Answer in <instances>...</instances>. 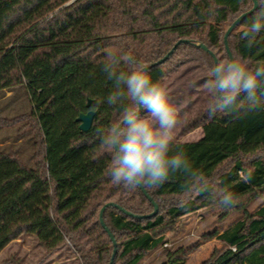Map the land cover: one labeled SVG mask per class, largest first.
<instances>
[{
    "label": "trees",
    "instance_id": "16d2710c",
    "mask_svg": "<svg viewBox=\"0 0 264 264\" xmlns=\"http://www.w3.org/2000/svg\"><path fill=\"white\" fill-rule=\"evenodd\" d=\"M257 2L228 37L233 58L252 68L264 65V29L251 42L241 37L264 10V0ZM251 7V0H0V104L17 89L23 93L0 110V253L27 236L48 254L67 247L80 264H108L113 246L99 223L101 207L115 203L142 216L153 206L139 188L114 184L108 174L111 157L98 130L116 121L121 108L106 103L113 91L102 70L106 54L133 56L162 83L185 66L200 63L209 71L208 53L186 43L157 63L182 39L205 45L218 61L228 59L223 35ZM88 99L97 107L91 128L81 132L76 118L89 111ZM26 100L28 113L9 116ZM195 127L202 130L199 140L173 142L172 149L184 152L209 191L188 194L177 172L159 188L144 187L158 206L155 216L138 220L107 207L103 220L117 244L112 264H140L166 243L164 232L176 219L217 203L209 194L216 188L235 197L232 206L219 205L224 215L245 213L216 235L225 248L202 264H264V205L246 212L264 194V110L241 120L211 112ZM25 144L32 151L28 164ZM241 172L251 180L244 182ZM174 256L167 251L161 264H180Z\"/></svg>",
    "mask_w": 264,
    "mask_h": 264
},
{
    "label": "clouds",
    "instance_id": "9594fccd",
    "mask_svg": "<svg viewBox=\"0 0 264 264\" xmlns=\"http://www.w3.org/2000/svg\"><path fill=\"white\" fill-rule=\"evenodd\" d=\"M262 29L264 10L256 14L241 38L251 42ZM122 63L129 66L127 70L120 67ZM102 70L113 83L106 103L121 108L116 121L98 130L101 146L111 157L108 174L112 182L128 189L159 188L170 175L180 172L186 178L184 188L188 194L209 191L208 181L192 167L184 152L172 149L177 108L166 86L153 80L146 65L131 55L107 53ZM204 88L210 96L212 113L245 119L264 110V65L252 68L243 59H221L210 66ZM125 99L130 103L123 104ZM141 109L147 114L141 116ZM240 175L244 182L251 180L250 172ZM209 194L223 208L236 202L227 189H212Z\"/></svg>",
    "mask_w": 264,
    "mask_h": 264
},
{
    "label": "rangeland",
    "instance_id": "374dc122",
    "mask_svg": "<svg viewBox=\"0 0 264 264\" xmlns=\"http://www.w3.org/2000/svg\"><path fill=\"white\" fill-rule=\"evenodd\" d=\"M197 66L199 68L190 70L185 66L163 82L171 102L177 108V125L173 142L199 140L202 137V130L195 125L211 113L210 96L204 88L209 71L204 69L203 64L199 63ZM16 93L17 95L20 93L23 97L22 90L17 89ZM8 95L9 93H6V96ZM16 96L8 103H1L0 110L17 101ZM23 107L16 109L18 113L11 110L9 116L30 111L27 100ZM23 150V158L28 164L32 155L30 145L25 144ZM230 164L232 163H227L220 170L226 169ZM263 205L264 194L249 203L246 212L254 213ZM244 213L242 210H235L224 215L219 204L213 203L178 218L164 232L166 243L146 254L140 264H161L166 259L167 251L174 254V257H179L180 264H202L214 252H220L225 248L216 235L242 220ZM0 264H80V261L74 256L72 249L62 247L48 254L34 238L24 236L18 243H12L1 251Z\"/></svg>",
    "mask_w": 264,
    "mask_h": 264
},
{
    "label": "water",
    "instance_id": "95a60500",
    "mask_svg": "<svg viewBox=\"0 0 264 264\" xmlns=\"http://www.w3.org/2000/svg\"><path fill=\"white\" fill-rule=\"evenodd\" d=\"M252 1V7L245 11L244 13L240 14L238 17H236L233 22L230 24V26L226 29L224 35H223V45H224V49L225 52L229 58H233L232 53L230 51L229 45H228V37L230 35V33L232 32V30L235 28V26H237L246 16L250 15L251 13H253L257 7H258V2L257 0H251ZM181 43H186V44H192L195 47L201 48L203 51H205L206 53H208V55L211 57L213 64L216 63L218 60L216 58V56L214 55L213 52H211L205 45L201 44V43H195V42H191L189 40L186 39H182L178 42L175 43V45L172 47V49L161 59L158 61L157 64H161L163 63L165 60L168 59V57L173 53V51L178 47L179 44ZM153 66V65H151ZM147 69L150 68L146 67ZM97 107V102L95 100H91L88 99L87 103H86V108L89 109V111L87 113H80L78 115V117L76 118V122L79 123V130L81 132H87L89 131V129L91 128L92 125V121L93 118L95 116V108ZM142 111V109L140 110V112ZM141 193L150 201V203L153 206V211L152 213H150L149 215H134L131 214L130 212L124 210L123 208H121L120 206H117L115 203H108L105 204L101 207L99 214H98V219H99V223L101 225V227L104 229V231L107 233V235L109 236L110 240L112 241V246H113V251H112V255L110 258V261L108 264H112L116 251H117V244L116 241L114 240L113 234L109 231V229L106 227L104 220H103V213L105 211V209L109 206L111 207H115L117 208L119 211H121L123 214H125L126 216L132 217L134 219H145V218H150L155 216L158 213V206L157 204L153 201V199L147 194L146 190L143 188H139Z\"/></svg>",
    "mask_w": 264,
    "mask_h": 264
},
{
    "label": "crops",
    "instance_id": "0c3cea01",
    "mask_svg": "<svg viewBox=\"0 0 264 264\" xmlns=\"http://www.w3.org/2000/svg\"><path fill=\"white\" fill-rule=\"evenodd\" d=\"M20 241V239H18V240H15V241H12L10 244H12V243H18ZM9 244V245H10Z\"/></svg>",
    "mask_w": 264,
    "mask_h": 264
}]
</instances>
